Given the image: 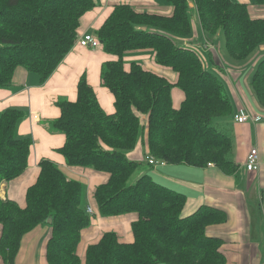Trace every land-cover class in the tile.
Returning a JSON list of instances; mask_svg holds the SVG:
<instances>
[{"label":"trees","instance_id":"16d2710c","mask_svg":"<svg viewBox=\"0 0 264 264\" xmlns=\"http://www.w3.org/2000/svg\"><path fill=\"white\" fill-rule=\"evenodd\" d=\"M164 1L172 5L171 14L116 4L95 30L105 51L117 56L101 68V81L114 95L115 111L102 108L83 73L76 100L60 98L61 114L48 122L50 130L65 134L57 150L67 164L109 173L94 190L99 213H136L131 224L134 239L121 241L115 231L104 232L87 246L86 264H221L226 260L222 238L207 231L208 226L227 220L226 210L202 204L184 215V192L154 179L149 171L129 182L141 162L127 153L141 138L147 154L167 163H212L235 173L239 166L232 133L219 121L214 123L216 117L234 115L233 103L194 41L179 43L175 35L193 36V10L201 41L223 32L230 56L244 60L264 47V17L253 16L248 3L239 0ZM252 2L264 5V0ZM94 5V0H0V86L11 84L19 65L37 73L41 81L47 79L76 43L80 18ZM145 49L155 53L156 62L176 72L175 82L135 59L129 68L125 66L128 52ZM250 84L264 107V56ZM175 85L185 95L179 107L173 103ZM25 115L18 107L0 112V186L28 166L32 138L16 134ZM39 167L24 205L0 195V255L14 264L24 234L52 219L45 246L47 264H82L78 253L82 230L95 215L87 211L86 187L48 158L41 159Z\"/></svg>","mask_w":264,"mask_h":264},{"label":"crops","instance_id":"0c3cea01","mask_svg":"<svg viewBox=\"0 0 264 264\" xmlns=\"http://www.w3.org/2000/svg\"><path fill=\"white\" fill-rule=\"evenodd\" d=\"M94 2V7L80 18L78 38L85 32L95 34V30L102 25L116 4L127 3L140 11L162 14H171L173 11L172 5L164 0H94ZM248 5L250 12H254L257 5L254 3ZM193 24V36L184 37L182 42H193L195 38H199L201 33L195 22ZM203 43L202 46L207 47L205 51L210 53L213 61L212 70L223 77V83H226L232 94L230 99L234 114L240 108H245L251 114L262 116L259 121L239 122L235 120L234 115L218 119L223 120L220 124L230 129L232 133L233 156L239 166L237 171L226 173L215 164L150 165L146 160L148 149L140 138L135 148L127 153L129 158L142 162L134 170L130 180L134 182L149 171L153 173L154 179L184 192L186 194L182 211L184 215L192 213L202 204L226 210L228 218L225 222L212 224L207 228L210 235L223 240L221 249L226 260L221 264H264V107L258 103L250 88L248 77L251 78L252 69L250 68L244 75L241 68H230L227 73V69L220 64L222 60L215 54L211 39H204ZM192 44L196 46L194 42ZM150 51L152 50L128 52L125 61H130L125 63V66L129 68L131 60L142 58L141 64L145 68L158 70L157 72L175 82L176 72L172 71L171 67L156 62L155 53L152 51L151 57ZM115 58L117 56L106 52L100 43L97 46H83L76 41L54 72L44 81L40 80L37 73L19 65L14 71L11 84L0 86V112L8 107L24 109L26 115L18 122L16 134L32 138L27 168L12 180L2 182L0 195L24 205L27 188L36 181L40 170L39 162L43 158L57 163L67 177L82 181L86 187L87 206L90 205L95 214L90 225L82 230L78 246L82 264H86L87 246L97 242L106 231H115L121 241H132L134 235L131 224L136 218V213L118 215L99 213L94 190L98 184L109 178V173L92 167L67 164L64 155L57 150L64 144L65 134L50 130L48 122L61 114V109L57 105L60 98L76 100L78 80L83 73L94 88L102 108L108 113L114 112L115 98L110 89L101 83V68L105 61ZM148 58L153 64L148 62ZM169 69H172L170 75L166 73L170 71ZM172 97L174 105L179 107L185 95L183 90L175 85L172 88ZM251 146H256L259 150L260 167L249 171L245 169L244 162ZM46 224L48 223H41L24 234L14 264H47L45 246L51 228ZM0 264H7L1 255Z\"/></svg>","mask_w":264,"mask_h":264},{"label":"rangeland","instance_id":"374dc122","mask_svg":"<svg viewBox=\"0 0 264 264\" xmlns=\"http://www.w3.org/2000/svg\"><path fill=\"white\" fill-rule=\"evenodd\" d=\"M246 3H248V4H250V5H252L253 4V0H244ZM256 9L254 10V12H251L252 13V15H254V16H263L264 17V12H259L260 10H264V5H257L256 7H255ZM193 10H191L190 11V13H193V15H192V19H193V21L195 22L196 21V19H197V17H196V14H195V12H192ZM195 19V20H194ZM183 38L184 37H181V36H176L175 35V39L180 43L182 40H183ZM195 38V37H194ZM210 39H211V41H212V43L211 44H213V48H214V51H215V54H216V56L217 57H220V59L222 60V61H220V64H221V66L223 67V68H225V70L227 69V73H228V70H230V68H237V69H239V68H241V72H242V75H244L250 68L252 69V71L250 72V76L252 75V73H254V71H255V69L257 68V65H258V63H259V61H260V59L264 56V49H263V46L262 47H258L253 53H251L250 54V56L247 58V59H244V60H236V59H234V58H232L231 56H230V54L228 53V50H227V47H226V39H225V34L223 33V32H220L218 35H216V36H213V37H210ZM184 42V41H183ZM200 42H202V44H203V41H201L200 40V38H195L194 39V43L196 44V47L197 48H199V53H200V55H202L203 56V58L205 59V61H206V63H208V67L209 68H211L212 69V64H213V61H212V59L210 58V53L208 52H206L205 51V49L207 48V47H201L200 46ZM207 50V49H206ZM150 53L152 54V56L151 57H153V52L152 51H150ZM220 55V56H219ZM257 58H258V60H257ZM136 60H138V61H140V62H143V59L142 58H138V59H136ZM148 62H151V64H153L152 63V61H150V58H148ZM254 60H257V61H254ZM130 61V60H129ZM129 61H125V63H129ZM144 61H145V58H144ZM146 61H147V58H146ZM147 63V62H146ZM231 64H233V65H235V66H232ZM147 65V64H146ZM148 66H149V64H148ZM151 67V66H150ZM158 68H162V69H164L163 67H158ZM170 71L169 72H166L168 75H170V73L172 72V71H174V70H172V69H169ZM172 70V71H171ZM158 71V70H157ZM217 73V72H216ZM217 75L220 77V79H222V81H224L223 80V77L222 76H220V74L219 73H217ZM245 78V77H244ZM248 79H250L249 81L251 82V78L250 77H248ZM245 80H246V78H245ZM101 83H102V81H101ZM225 83V82H224ZM248 83V82H247ZM103 84V83H102ZM104 85V84H103ZM224 86H225V90H226V93H227V95L229 96V97H231V99H232V94H231V92H230V90L228 89V87L226 86V83L224 84ZM250 88H251V84H250ZM221 117H216L215 119H214V123L217 125H219V123H218V119H220ZM222 118H225V117H222ZM220 123H223V120H220L219 121ZM142 164V162L138 165V166H140ZM137 166V167H138ZM136 167V168H137ZM135 168V169H136ZM134 169V170H135ZM134 172V171H133ZM132 175V174H131ZM151 175H153V173H151ZM131 177V176H130ZM129 182H132L131 180H130V178H129ZM49 226V224H46V226Z\"/></svg>","mask_w":264,"mask_h":264},{"label":"built area","instance_id":"2783aa9c","mask_svg":"<svg viewBox=\"0 0 264 264\" xmlns=\"http://www.w3.org/2000/svg\"><path fill=\"white\" fill-rule=\"evenodd\" d=\"M77 42L83 46H97L99 44V40L93 32H85L77 39ZM203 47L202 45H200ZM234 118L236 121L244 122L247 120L259 121L262 119L260 114H251L245 108H240L238 112L234 114ZM146 160L150 165L161 164L164 165L167 163L164 159H159L152 154L146 155ZM212 164V163H210ZM244 167L246 170L252 171L257 170L260 167V153L256 146H251L249 151L247 152L246 159L244 162ZM87 211L89 213H93V209L90 205L87 206Z\"/></svg>","mask_w":264,"mask_h":264},{"label":"water","instance_id":"95a60500","mask_svg":"<svg viewBox=\"0 0 264 264\" xmlns=\"http://www.w3.org/2000/svg\"><path fill=\"white\" fill-rule=\"evenodd\" d=\"M51 221H52V219H48V220H47L48 223H51Z\"/></svg>","mask_w":264,"mask_h":264}]
</instances>
